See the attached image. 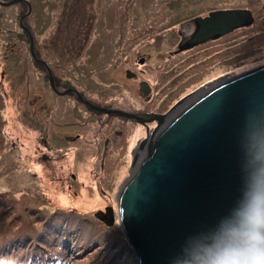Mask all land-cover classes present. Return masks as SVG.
Here are the masks:
<instances>
[{
    "label": "rangeland",
    "instance_id": "obj_1",
    "mask_svg": "<svg viewBox=\"0 0 264 264\" xmlns=\"http://www.w3.org/2000/svg\"><path fill=\"white\" fill-rule=\"evenodd\" d=\"M25 1L30 9L0 5V263L15 253L35 256L32 264H140L118 199L155 123L96 113L87 122V109L57 97L49 78L100 107L170 113L239 66L264 61V0ZM219 11L247 12L250 24L179 51L194 18Z\"/></svg>",
    "mask_w": 264,
    "mask_h": 264
},
{
    "label": "water",
    "instance_id": "obj_2",
    "mask_svg": "<svg viewBox=\"0 0 264 264\" xmlns=\"http://www.w3.org/2000/svg\"><path fill=\"white\" fill-rule=\"evenodd\" d=\"M248 18L244 11L195 18L196 30L179 51L246 27ZM139 91L147 96V84ZM90 108L155 123L132 154V165L140 163L119 194V224L140 264H174L187 237L211 233L232 214L257 166L264 146V61L239 66L176 103L172 113L141 117Z\"/></svg>",
    "mask_w": 264,
    "mask_h": 264
},
{
    "label": "clouds",
    "instance_id": "obj_3",
    "mask_svg": "<svg viewBox=\"0 0 264 264\" xmlns=\"http://www.w3.org/2000/svg\"><path fill=\"white\" fill-rule=\"evenodd\" d=\"M232 214L209 234L185 239L174 264H264V146Z\"/></svg>",
    "mask_w": 264,
    "mask_h": 264
},
{
    "label": "flooded vegetation",
    "instance_id": "obj_4",
    "mask_svg": "<svg viewBox=\"0 0 264 264\" xmlns=\"http://www.w3.org/2000/svg\"><path fill=\"white\" fill-rule=\"evenodd\" d=\"M195 18H198V17H195ZM194 18V19H195ZM196 29H195V25L193 24V30H192V32L190 33V36L194 33V31H195ZM189 36V37H190ZM214 42H217V41H210V42H208V43H205V44H203V45H206V44H209V43H214ZM202 45V46H203ZM199 47V46H198ZM198 47H195V48H193V49H191V50H187L186 52H191V51H198V50H196ZM198 53V52H197ZM196 53V54H197ZM43 61H41V66H43L44 67V69H45V71L48 73V75L50 74L51 75V72H50V70H49V68L45 65V63H44V65H43ZM50 75H49V77H50ZM136 75L135 74H132V77L131 78H134ZM52 78V77H51ZM51 78H49V81L52 83V87H53V90H55V92H56V95H57V97H59V98H62V97H68V96H71L73 99V101H74V103H77V104H80L82 107H85L87 110H86V112H87V118H86V121L87 122H90V119H91V117H90V113H96V114H101L100 112H98V111H95V110H93V109H91L90 108V104L91 105H93L94 107H98V108H104V109H111V108H108V107H100V106H97V105H94V104H92V103H90V100H86L79 92H77L73 87H71V85L70 86H65L66 85V82L63 80L62 81V79L61 78H59L58 80L57 79H55V81L53 80V79H51ZM141 83H145V82H141ZM140 83V84H141ZM148 86V85H147ZM140 87V86H139ZM149 88V87H148ZM57 89V90H56ZM149 92H150V89H149ZM148 92V93H149ZM148 95V94H147ZM74 110V109H73ZM73 110L71 111V112H73ZM125 112V111H124ZM126 113H129V112H126ZM131 114H133V113H131ZM101 115H103V116H106V115H104V114H101ZM135 115H137V116H141V117H144V116H148L147 114H145L144 116L143 115H139V114H135ZM108 117V116H107ZM110 117V116H109ZM111 118H114V117H111ZM123 119V118H122ZM67 120V118H64V117H62V121H66ZM73 120V119H72ZM125 120V119H124ZM133 122V121H132ZM73 123V122H72ZM149 124H152V123H149ZM66 125H68V124H66ZM66 139H68V138H66ZM77 139V137L76 138H74V140H76Z\"/></svg>",
    "mask_w": 264,
    "mask_h": 264
},
{
    "label": "trees",
    "instance_id": "obj_5",
    "mask_svg": "<svg viewBox=\"0 0 264 264\" xmlns=\"http://www.w3.org/2000/svg\"><path fill=\"white\" fill-rule=\"evenodd\" d=\"M1 1V0H0ZM1 3V2H0ZM27 4V2L25 1V0H23V2H20V3H18V5H26ZM27 6V5H26ZM25 19V18H24ZM198 47V46H197ZM36 64H38V63H36ZM21 251V250H20ZM19 252V251H18ZM28 257V255H26V256H24L23 258H21L20 260H18V259H16L15 258V253H13V254H11L10 256H9V260H7V261H4V262H1L0 264H32V263H36V262H38V259H36L35 258V256L34 257H32V258H27ZM14 259V262L12 263L10 260H13Z\"/></svg>",
    "mask_w": 264,
    "mask_h": 264
},
{
    "label": "bare ground",
    "instance_id": "obj_6",
    "mask_svg": "<svg viewBox=\"0 0 264 264\" xmlns=\"http://www.w3.org/2000/svg\"><path fill=\"white\" fill-rule=\"evenodd\" d=\"M27 6H28V9H30L28 3H27ZM173 113H175V111H174ZM114 118H115V117H114ZM133 122H134V121H133ZM136 124H137V123H136ZM60 200H61L62 203H65V204H66V200H65L64 198H61ZM94 204H97V201H96V200L88 202V203L85 205V207L90 209L91 207H93Z\"/></svg>",
    "mask_w": 264,
    "mask_h": 264
}]
</instances>
